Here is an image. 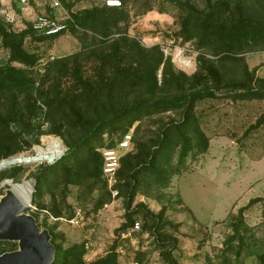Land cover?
Instances as JSON below:
<instances>
[{
    "label": "trees",
    "instance_id": "trees-1",
    "mask_svg": "<svg viewBox=\"0 0 264 264\" xmlns=\"http://www.w3.org/2000/svg\"><path fill=\"white\" fill-rule=\"evenodd\" d=\"M62 1L72 20L67 21L68 29L58 34L39 32L32 21H28L24 29L15 31L0 15L1 44L8 51L7 59L0 62V162L40 144L42 135L61 137L67 150L60 159L35 173L32 204L38 213L45 214L46 220L50 216L72 218L74 203L69 200V193L75 186L79 189L75 197L78 207L90 203L96 212L112 202V193L103 177V149L115 147L143 118L180 110L182 120L165 125L153 138L133 137L131 150L121 158L114 186L119 190L118 196L124 197L126 208L125 221L116 230L117 238L120 239L121 233L138 217L142 218V229L156 237L164 260L180 264L173 255L176 243L165 241L166 226L173 224L164 219L166 207L155 213L144 203L135 207L133 203L139 193L149 195L151 186L168 187L189 154L207 152L210 139L195 113L201 101L220 97L264 100V77L250 72L239 56L255 48L264 50V17L248 11L245 0H236L234 4L231 0H205L204 9L189 1L171 0L183 14L176 37L183 42L194 41L199 51L209 50L218 57L213 60L201 52L197 71L188 75L176 70L172 56L166 55L161 45L146 47L124 34L131 19L128 4L140 3L142 7L137 8L136 14L143 15L154 9L151 0H121V5L96 0L103 5L75 12L70 10L71 4ZM13 4L16 12H20L16 0ZM2 6L0 0V9ZM48 12L55 14L50 6ZM68 32L81 42L90 40L98 45L97 50L90 53L97 64L95 78L84 74L77 57L72 68L62 62L61 74H58L72 77L74 89L64 92L60 82L54 80L45 90L43 86L49 75L35 79L27 72L39 66L43 59L38 52L26 48V40H55ZM117 34L120 35L116 37ZM227 62L242 63V80L238 84L243 89L221 93L226 82L221 66ZM163 91L172 95H161ZM46 123H49L48 128H44ZM262 125L264 113L249 130ZM67 133L75 136L70 139ZM106 134L109 138L113 134L120 136L107 142ZM24 172L21 164L6 167L0 170V182L17 181ZM47 195L50 196L48 202ZM261 201L264 196L251 199L232 216V233L224 242L222 264H230L231 253L234 264H243L244 253L245 257L256 256L259 263L264 264V247L247 241L254 233L246 212ZM48 230L56 249L52 264H121L117 240L105 255L85 262L83 244L65 247L64 235L57 232V225ZM16 249L17 242L0 240V254Z\"/></svg>",
    "mask_w": 264,
    "mask_h": 264
},
{
    "label": "rangeland",
    "instance_id": "rangeland-1",
    "mask_svg": "<svg viewBox=\"0 0 264 264\" xmlns=\"http://www.w3.org/2000/svg\"><path fill=\"white\" fill-rule=\"evenodd\" d=\"M16 1L19 4L18 0ZM174 1H189L199 9L206 7L205 0ZM245 1L248 11L264 17V0ZM1 2L2 5H8V0H1ZM61 2L64 9L68 11L64 2L62 0ZM66 2L71 4L70 10L74 12L96 4L103 5V2L96 0H66ZM171 2V0H151L154 9L143 15L136 14L137 8L142 7L140 3H129L131 19L128 30L124 34L140 41L146 47L161 45L167 51L165 54L172 56L178 71L183 69L176 60V53L182 50L184 57L191 59L193 64L190 69L183 71L192 75L197 71L201 52L213 60H217L218 57L209 50L199 51L194 41L183 42L176 37L183 14L177 4ZM231 2L234 4L236 0ZM48 8L49 0H28L26 7L20 8V12L16 13V21L12 23V29L15 31L24 29L28 21H33L38 15L47 13ZM55 14L61 16L62 12L55 11ZM25 45L29 51H36L42 56L43 64L28 69L27 72L35 79L48 74L49 77L43 86L45 90L54 84V80L60 82L64 92L74 89L72 77L58 76V74H61L59 68L62 62L65 61L72 68L75 64L74 59L77 57L81 61L84 74L95 78L97 64L95 57L90 53L93 50L96 51L98 45H93L90 40L81 42L77 36L68 32L55 40L44 42H33L27 38ZM239 56L250 72L264 77L263 48H255ZM7 57L8 51L2 46L0 39V62ZM242 63L227 62L221 66L226 80L220 90L221 93L243 89L238 84L242 80ZM47 67H50V70H47ZM169 94L163 91L161 95ZM195 113L202 129L210 139L207 152L199 155L189 154L185 165L176 171L168 187L157 189L151 186L149 195L142 193L137 195L133 207L138 203H144L155 213L166 207L164 219L173 224L166 226L165 241L172 242V245L176 243L173 255L180 264H222L224 242L232 233V216L236 215L238 209L247 205L251 199L264 196V125L255 130H249L250 126L264 113V100L209 98L198 104ZM182 117L180 110L155 114L135 123L128 133L132 137L147 140L153 138L165 125L173 121H181ZM48 126L49 123H46L44 128ZM67 136L71 139L75 134L67 133ZM119 136L120 134H113L109 138L106 134L104 139L108 142L109 139L116 140ZM52 138L59 139L63 146L60 155L54 159L49 157L52 153L46 154ZM37 147H42L45 153L37 156ZM66 150L67 147L61 137L42 135L40 144H35L30 150L1 161L0 165L7 164L5 167L8 166V168L21 164L25 167V172L17 181L7 179L0 182V199L11 189L7 182L30 183L32 192L28 204L30 206L27 207L26 212L35 217L41 230H48L56 224L57 232L64 235L65 247L73 244H83L85 247V242L88 241L90 245L89 248L85 247L83 256L85 262L105 255L117 240L121 264H169L161 255L156 237L149 231L141 229L139 232L128 234L127 230L121 233L120 239L117 238L116 230L125 221L124 197H112L111 203L96 212L92 210L90 203L80 206L85 212L81 226L63 221L55 222L51 218L46 220L44 213L36 211L32 204L34 175L40 168L52 164L55 159L58 160L57 158ZM18 156L30 157V159L24 157V161L18 162L20 159ZM177 160L176 155L174 162L176 163ZM78 190L77 187L72 186L69 193V200L74 203V207L79 206L75 202ZM49 197V195L45 197L47 202L50 200ZM246 219L254 233V236L248 238V243L257 242L264 247V201L252 205L246 212ZM137 220L143 225L142 218L138 217ZM169 242L167 249L170 247ZM244 255L241 258L243 264H260L256 256L245 257ZM230 260V264H234L232 253Z\"/></svg>",
    "mask_w": 264,
    "mask_h": 264
},
{
    "label": "built area",
    "instance_id": "built-area-1",
    "mask_svg": "<svg viewBox=\"0 0 264 264\" xmlns=\"http://www.w3.org/2000/svg\"><path fill=\"white\" fill-rule=\"evenodd\" d=\"M107 5H121V0H102ZM19 7L24 9L28 4V0H18ZM14 0H8V5H3L0 9V15L5 19L6 22L12 24L16 21V10L14 8ZM49 6L54 11H61L62 15H52L49 12L38 15L32 22L35 30L45 34H58L63 30L68 29V20H72L70 13L64 9L61 0H49ZM162 50L167 51L162 47ZM182 50L176 53V60L179 62L180 67L183 70L190 69L193 64L191 59L184 57ZM167 55V54H166ZM43 64V63H42ZM133 145V137L130 133L125 134L120 140L117 141V145L113 148H105L102 151L103 156V177L107 181L108 188L112 193V197L115 198L119 195V190L115 188L117 181V173L121 167V158ZM56 160V159H55ZM55 160L53 162H55ZM52 162V163H53ZM107 205V204H106ZM84 210L81 207H74V216L72 218L67 217H53L50 218L53 221H63L75 226H81L84 219ZM142 229L140 221H135L134 224L128 229V234L132 232L136 233ZM91 234V232H89ZM90 243L85 242V247L89 248Z\"/></svg>",
    "mask_w": 264,
    "mask_h": 264
},
{
    "label": "water",
    "instance_id": "water-1",
    "mask_svg": "<svg viewBox=\"0 0 264 264\" xmlns=\"http://www.w3.org/2000/svg\"><path fill=\"white\" fill-rule=\"evenodd\" d=\"M28 206L11 189L0 199V240L18 243V249L0 254V264H52L55 259L51 234L26 212Z\"/></svg>",
    "mask_w": 264,
    "mask_h": 264
},
{
    "label": "bare ground",
    "instance_id": "bare-ground-1",
    "mask_svg": "<svg viewBox=\"0 0 264 264\" xmlns=\"http://www.w3.org/2000/svg\"><path fill=\"white\" fill-rule=\"evenodd\" d=\"M63 146H62V143L59 139H51L49 141V148H48V151L46 154L48 153H52L50 157V159H54L56 158L57 156L60 155L61 153V150H62ZM36 151L38 153L37 156H40L42 153H45L44 152V149L42 147H37L36 148ZM63 155V152L61 154V156ZM60 156V157H61ZM17 157V156H16ZM20 159H18V162L20 161H24V157L25 156H18ZM58 159V158H57ZM5 165L7 164H1L0 167L3 168L5 167ZM10 165V164H9ZM8 167V166H6ZM5 167V168H6ZM4 169V168H3ZM8 185H10L11 187V190L17 195V197L25 204L28 206V204L30 203V195H31V192H32V186L30 183H19V184H15L14 182L12 181H9L7 182Z\"/></svg>",
    "mask_w": 264,
    "mask_h": 264
}]
</instances>
